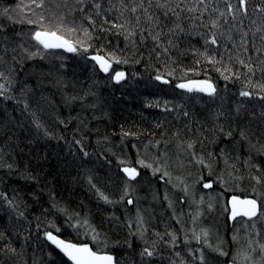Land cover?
Returning a JSON list of instances; mask_svg holds the SVG:
<instances>
[{"label":"trees","instance_id":"16d2710c","mask_svg":"<svg viewBox=\"0 0 264 264\" xmlns=\"http://www.w3.org/2000/svg\"><path fill=\"white\" fill-rule=\"evenodd\" d=\"M89 1L86 10L90 14L99 11V16L109 20L113 11L115 17L121 15V10L113 7L118 3L122 6L121 0H106L100 9L93 7L96 0ZM230 1L238 9L239 0ZM123 2L128 5L129 0ZM221 3L212 0L213 7H222L228 21L220 20L224 36L218 40L219 47L205 45L202 34L208 30L193 28L187 18L190 13L176 9L181 13L177 21L172 13L163 14L166 8H150L149 14L159 17L155 30L164 33L161 38L165 42L171 41L166 45L167 54L160 51L165 63L161 70L166 71L162 75L169 83H158V93L153 87L147 88L160 74L154 70L155 53L147 49L153 55L143 58L129 52L128 58V52L118 49V33L115 39L111 34L94 36L107 46L104 49L85 48L87 54L96 51L108 55L114 70L127 73L123 81L115 83L112 74L102 73L96 63L76 54H66L68 61L60 67L52 63L49 68L36 57L28 58L20 46L26 43L28 32L41 25L12 22V18L4 21L0 15V72L4 73L0 85L9 86L15 80L14 89L20 92L23 88L18 84L25 80V92L33 87L46 102V106L37 108L40 121L32 126V121L21 114L23 107L26 111L28 107L16 108L12 100L2 96L0 88V190L14 201L10 208L0 197V255L4 254L0 264H10L11 260L15 264H71L47 242L48 232L69 241L89 243L125 264H143L146 256L141 253L148 248L159 255L147 259L158 264L159 257L172 251L174 244L179 245L178 254L187 256L201 228H206L208 238H215L220 245L209 252L216 257L217 262L212 264L218 259L222 261L218 264L234 262L239 256L234 257V253L242 246L240 252L245 251V259L238 258L239 263L264 264V251L260 249L264 244V220L258 214L252 220L237 216L231 222L228 207L229 197L235 194L255 197L264 211V50L258 47L260 51L249 49L225 57L232 50L229 36L234 38L245 31L248 39L254 37L247 29L254 33L256 23H263L264 16L258 9L264 3L248 0L246 15L251 20H233L227 14V3ZM170 6L175 8L174 3ZM253 13L257 15L251 17ZM141 17L146 21L143 14ZM207 18L206 13L203 19ZM87 20L84 14L79 17L81 22ZM176 23L183 31L169 32ZM48 28L43 25V29H53ZM159 47L153 45L152 50L158 51ZM177 52L181 58L173 57ZM40 71L51 84L39 86L42 91L33 85ZM131 71L136 76L129 80ZM194 77L212 80L216 94L204 96L176 86ZM60 82L69 86L70 93L62 90ZM242 91L250 95L241 96ZM49 94H56L63 106H50ZM29 109L36 118V111ZM84 152L91 157L95 153V159L87 156L86 161ZM123 165L138 170L135 179L121 171ZM204 184L211 187L205 188ZM202 198L204 201L198 203ZM243 223L248 231L237 242L231 234L236 228L242 229ZM28 225L38 236L40 247L27 242L36 250L34 253H1V245L6 242L20 245L19 233L22 236Z\"/></svg>","mask_w":264,"mask_h":264},{"label":"rangeland","instance_id":"374dc122","mask_svg":"<svg viewBox=\"0 0 264 264\" xmlns=\"http://www.w3.org/2000/svg\"><path fill=\"white\" fill-rule=\"evenodd\" d=\"M104 1H106V0H96V3H100V5L103 6V2ZM218 1H221L222 2L221 4L227 3L225 5H228L229 3L232 4L233 11H234V14H235L236 18L238 17L239 19L243 18L244 20H248V19L251 20V18H248L247 15L244 13L241 5L238 6V9H241V10L240 11H235L237 8H235L234 3H232L230 0H218ZM37 2H39V0H37ZM160 2L161 3H165L166 0H163V1L160 0ZM89 3L91 4V2L89 0H85L84 4H80L78 2V0H43V7L37 8L35 6V4L32 3V0H0V15L3 16L4 21H7L8 19L12 18V20H13L12 22H14V21H16V22H18V21H21V22L32 21V22L36 23L37 26H40L41 24H43V25H46L47 27H49L48 29H50L52 27L53 29L48 30V31H56L58 35H61L65 39H68L76 47L77 51H75V52H68V51H66L63 48L44 49L43 46L41 44H39L34 39V33L36 31H41L42 29L41 28L38 29L36 27L35 30L33 29L32 31H29L28 32L29 35L26 36V40H25L26 43L24 44V46L20 44L21 45L20 46L21 47V51L28 58H30V57L38 58L40 61L43 62L42 65H44L46 68H49V66H52V63H55L56 65H58L60 67L61 64H63V62H66V60L68 61L66 54L70 53L69 55L76 54L80 59L84 58L83 60H85L87 58L90 59L93 63H96V65L98 66V69L102 73H104L100 69L98 63L93 59V56L95 54H98V55H101V56L107 58L110 61V63H112L113 67H112L111 71L108 72L107 74H109V73L112 74L111 77H112V80H114L115 74L117 72L122 71V72L125 73V71H123V69H119V68H116L114 70V63H113L112 59H110L108 57V55H105V54H103L101 52H96V51L94 53H91V54L88 53L87 54V52H85V48H91V47L95 48L96 47V48L104 49L107 46L105 47V45L102 43V40L98 41L97 38H95L94 36H98V35H103L104 36L105 34L114 35V34L118 33L117 37H119L120 41H121V42L118 43V49H120L119 50L120 52L123 53L125 51V52H128V54H129V52H133V53H135L137 55L139 54V56H141L143 58H146L147 56L151 55L152 53H155L156 56H155V60L153 61V64L154 65L156 64L157 66H155L156 68L154 70H157V72L160 73L161 75L160 74L156 75V77L153 78V81L150 84H147V88L151 89L153 87V89L155 90L157 88V86H158L157 85L158 83L162 82L163 84L164 83L168 84L169 83L168 80L166 78H164L163 75H162V71H164V72H166V71H165V69L161 70V68H164V64L165 63L163 64V60L160 57V55H164V54H161L160 51L165 52L164 50H160V47H164V46L166 47V45H168L167 44L168 40H166V42H165V39L161 38L162 45L159 48H157L158 51H156V50H152V48H153V45L155 47V45H157V44L150 37L147 38V39H144L143 42H141V37L139 35H136L134 37H130L129 39H126L125 37L127 36V32L124 29L114 28V27L111 26V23H105L104 21H105L106 17L103 18V17H101L99 15L98 16L94 15V13L90 14L91 11H87L86 10V8L88 7L87 4H89ZM171 3L176 4L177 1L175 3L174 0H172ZM118 5H120V4L118 3ZM118 5H113V7L117 6L116 9L124 11V15L123 16L120 15L119 18H118V16L115 17L117 14L113 11V18L110 21H112L113 23H116V24H125L129 31H131L133 27H136V30H137L138 33H139L141 27L144 28V29H148V28L151 27V25L148 24L147 20L146 21H142L141 20L140 21V26H136L135 20H134V14L131 13L130 11H125L124 8L121 5L120 6H118ZM131 5H132V0H129L128 6L131 7ZM109 7H111V4H110ZM145 7H148V4L145 5ZM153 7H155V2H153V5H152L151 8H153ZM81 8H83V11L80 10ZM218 8L220 9V11H222V7H218ZM223 10H224V8H223ZM261 13L264 16V12H261ZM83 14L86 15L87 19H89L88 17H90L91 19L87 20V22L79 21V17L81 15H83ZM138 14H140L142 16L143 13H142V11L138 10ZM213 15L215 16L217 14L213 13ZM254 15H257V13H253V15L251 17H253ZM41 16L44 17L43 21L40 20ZM141 19H143V18L141 17ZM127 20H132V23L131 24H127L126 23ZM153 20L155 21L156 17L153 16ZM262 22L263 23L261 25L258 24V23H256L257 25L253 23L254 25H256V30H253L254 33H251V31L249 30V28L247 26L248 32L250 34L254 35V37L252 39H248L247 36H246V37L243 38L244 42H242L241 38H242L243 34L245 33V31H241L239 33H236L235 37L231 38V40H229L230 46L232 47V50L229 53L228 52L225 53V55H226L225 57L226 58H228V56L232 57L233 55L238 54L240 51H244L245 52V50L246 51L248 50V52H249V49H253V52H255L258 47H260V49L264 50V40H261V36H264V25H263L264 24V20ZM258 26H259V29H258ZM243 28H244V26H243ZM70 29H75V31H70ZM85 29H87V31L89 33V35H87V36L84 34V30ZM199 30H201V29L199 28ZM153 31H156L155 28L153 29ZM144 36L148 37V32L147 31L144 32ZM93 38H94V40H93ZM115 38H116V36L114 37V39ZM33 40L35 42H37L40 46L38 47L36 44H34ZM133 41H135V42L133 43ZM252 45H254L255 48ZM121 48L123 49V51L121 50ZM147 49L148 50L150 49L152 53H150V52L148 53ZM195 53L196 52H193V55L197 56L198 54H195ZM166 54H167V52H166ZM175 55L176 56H173V57L177 58V57H180L181 53L177 52V53H175ZM128 58H130V54H129ZM210 60L212 62H214L212 59H210ZM117 61H120V60L117 59ZM119 64H120V62H119ZM220 66L221 65L218 64V68L219 69L221 68ZM62 67H64V66H62ZM34 71H35V69L33 68L31 70V72L33 73ZM62 72L63 71H60L59 73H61V75H62L63 74ZM44 73L45 72L40 71L39 72L40 78L37 79V81L33 82V85L34 84L37 85V88L39 86L42 87L45 84H48V85L50 84L49 83L50 79L47 80L46 77L45 78L42 77V75ZM131 73H132L133 76H130L129 80L133 79L136 76V74L133 73V71H131ZM157 76H159L160 79H157ZM126 77H127V73H126L125 78ZM7 78L12 81V77L11 76H9ZM55 78L58 79L59 76H58V78L57 77H55ZM62 78L64 79L66 77L62 76ZM194 78H196V77H194ZM194 78L183 79L179 83L183 82L184 80H193ZM63 79L61 81H63ZM197 79H203V78H197ZM204 79H207V78H204ZM58 80H60V79H58ZM207 80H209V79H207ZM210 81H212V80H210ZM119 82H121V81H119ZM13 83L14 84H10L9 86L7 84H6V86L3 85V87L1 88L2 96L6 97L7 99L9 98L10 100H12L13 101L12 103H14L15 104L14 106L16 108H18V109H20L21 105L22 106L25 105L26 107H28L27 108L28 111L24 110V107H23L22 113H21V111L19 113L23 114V117H25V120L32 121V126H33L35 123H37V121H40L39 120V118H40L39 114L40 113H39V111L38 112L36 111L37 108H43V106H46V102H45L44 98L43 99L41 98V94L37 90H35V88H33V87H31V89L29 88L25 92L26 88L24 87V85L27 84L25 80H24V82L18 84V86L23 88V90L21 89L20 92L18 90L14 89L15 86L17 85L15 80H14ZM115 83H117V82H115ZM179 83H177L176 86L181 91L190 92V93H200L201 95H204V96L205 95L213 96V95L216 94L215 84H214L215 92L213 94H206V93L204 94V93H202L200 91L191 92V91H187L185 89H181L178 86ZM60 84H61V87H62L63 91L66 90L67 92H69L68 91V87H69L68 85H65L64 82H60ZM38 90H41V89L38 88ZM155 91L157 93L160 92L159 89H156ZM58 95H59V92H58ZM55 97H56V94L53 95V96L49 94L48 98H50L51 103H52V104H50V106H52V107L55 106L56 108L57 107H62L63 104L60 101H57V99ZM176 103H178L179 105H183V103H181L178 100H177ZM199 103L203 104L202 101H200ZM154 104L158 105L159 103H154ZM227 107H229V106L227 105ZM29 108H31V109L33 108L36 111L35 112L36 115H37L36 118H35V114L32 113V111ZM48 108H50V107H48ZM45 111H47V110H45ZM43 113H42V115H43ZM46 116H48V115H46ZM84 117L85 116L83 115V118ZM7 119L11 120L9 118H7ZM131 147H133L135 150H138V148L134 144H132ZM85 153L86 152L83 153V155H84V156H82L83 158L87 157V156L91 157V154L88 153L87 155H85ZM95 156H96V154L94 153L91 158L95 159ZM85 160L88 161L87 159H85ZM126 167L132 168L133 166L130 167V166H124L123 165L122 168H121V171L124 172V168H126ZM137 172H138V170H137ZM125 174L129 178L127 173H125ZM232 195H235V194H231V196ZM231 196L229 197V200H230ZM242 196H240V197H242ZM0 197L5 200V203L9 204L10 208H11V206H14V201L12 200V198H10L7 195V193L5 191L2 192L0 190ZM245 197H250V196H245ZM251 198L252 199L254 198L257 201L258 206H260V203H259L258 199H256L255 197H251ZM202 201H204L203 198L200 199L198 201V203L202 202ZM228 207L230 209L229 201H228ZM230 210H231L230 220L232 222L233 221L232 209H230ZM260 211H261V208H260ZM258 214H259V212H258ZM240 216H243V215H240ZM245 218H247V217H245ZM247 227L248 226H246L243 223L242 229H240V228L234 229L232 234H231L232 239L235 238L237 240V242H239V241L241 242V238H243L246 235V232L248 231V230L246 231ZM243 230L245 231V233L242 232L243 233V235H242L241 231H243ZM198 232H201L200 236H198V239H197L196 242L195 241L193 242V243H195L194 247H191L190 250L186 251L185 254H187V256H184V254L181 255L180 253L178 254L177 252H178V249H179L178 248L179 245H175L174 244V246H171L172 251L168 250V252L169 251L170 252L168 254H165L166 256L161 255L162 257L161 256L159 257V259L161 258V260H160L161 263H158V264H207L209 262H211V264H212L213 261L217 262L215 260L216 257L213 256V253H209V252L212 249L220 248V245H218V242H216L215 238H208V234H206L207 233L206 232V228H201L200 231H198ZM22 233H23L22 236L19 233L21 239H18L19 237L18 238L14 237V239H18L19 240V242H20L19 246L16 245L14 247V246L11 245V243L9 244V243L6 242V243L1 245L2 249L4 250L1 253H6L9 250L12 253H17L18 252L17 254H21V252H23V255L26 253V251H29L30 254L34 253L36 250L31 249V246L29 247L28 244H25L27 242H29V243L31 242L32 244H36L37 246L40 245V243H39L40 241H38L39 239H38V236H36V234L34 233V229L32 227H30V225H28L27 227L24 228ZM51 233L56 235L59 238L61 237L60 235H57V234H55L53 232H51ZM15 236H16V234H15ZM176 236H174V237H176ZM61 238H63V237H61ZM45 239L47 240L48 243H50L54 247V249L58 250L59 252H61L65 256L64 252L59 250L50 240L47 239L46 234H45ZM63 239H65V238H63ZM65 240L69 241L67 239H65ZM72 242H74V241H72ZM74 243L81 244L83 242H81V243L74 242ZM85 244H87L88 246H90L92 248V246L89 243H85ZM168 245H171V244L168 243ZM203 247H205V249L207 248L209 250H204ZM242 247L244 248L245 246H242ZM242 247L241 248L239 247V250L235 251L234 257L237 254L239 256H236L233 259L234 262H229L230 264H241V263L238 262L237 259L238 258H240V260H242V258L245 259V251L242 252V253L240 252V251L244 250ZM92 249H94V248H92ZM94 250L97 251L96 249H94ZM149 250L152 251L151 249H149ZM13 251H15V252H13ZM43 252H45V250H43ZM97 252H98V254L112 255V254H109V253H106V252H104V253L103 252H99V251H97ZM158 255L157 254L155 255L154 252H153V255L151 257H148V256L145 255L146 257H144L143 264H152V261H150L147 258L154 259L155 258L154 256L158 257ZM3 257H4V254H1L0 258L3 259ZM113 258H114V261L116 262V264H125V262L124 263L122 261L119 262V260H117V258H115V256H113ZM261 258H262V256L259 257L258 262L261 261ZM2 259H0V260H2ZM66 259H67V257H66ZM67 260H69V259H67ZM11 261H8V262H10V264H15V262H13L14 260H11ZM69 261H70L71 264H73V262L71 260H69ZM220 262L222 263V261H220V259H218V263H220ZM5 264H7V263H5ZM129 264H130V262H129Z\"/></svg>","mask_w":264,"mask_h":264},{"label":"snow or ice","instance_id":"6c2138e0","mask_svg":"<svg viewBox=\"0 0 264 264\" xmlns=\"http://www.w3.org/2000/svg\"><path fill=\"white\" fill-rule=\"evenodd\" d=\"M80 4H84L85 0H78ZM153 2H155V6L157 8H166L167 10L163 13L165 16H168L169 13H172L176 20H181V13L176 11V9H181V11H185L187 13H190L191 15L187 18L192 22L191 26L195 29L204 28L208 31L202 34V38L204 39L205 45H215L219 47L218 40L224 36V33L220 31V29L223 27V25L220 23L221 18L224 19L225 23H227V15L225 12L220 11L218 7L212 6V0H178V2L175 4V8L170 6L171 0H166L165 3H161L160 0H147L148 7H145V0H132V5L129 7L128 5L124 4L123 0H121L122 7L125 11H130L134 14V20L136 26H140L141 21V15L138 14V10L142 11L144 17L146 18L149 25H151L150 28L144 29L140 28L139 33L136 30V27H133L131 31H129L125 24H116L112 21L105 19V23H111V26L114 28H120L124 29L127 32L126 39H129L130 37H134L136 35H139L141 37V42H143L144 39L151 38L154 42H156L157 46L160 45V39L162 35H164L163 32L160 31H153V29L159 24V17L156 18V20H153V15L149 14V9L152 7ZM240 5L244 11L245 14H247V2L248 0H239ZM32 3L35 4L37 8L43 7V0H32ZM261 3H264V0H261ZM199 6H202L199 7ZM93 7L95 9H100L101 5L100 3H94ZM83 11V8L80 9ZM210 10V11H209ZM241 9H236L235 11H240ZM7 11V10H6ZM260 12H264V7H261L258 9ZM198 13V14H197ZM208 14V18L205 20L203 17L205 14ZM213 13L217 15H213ZM121 16L124 15V11H121ZM227 14L231 15L232 19L235 20L236 16L233 11L232 4L227 5ZM96 15H100L99 11L96 12ZM91 19L90 17H88ZM44 17L41 16L40 20L43 21ZM199 21V23H196ZM28 23H32V21H28ZM94 23V22H93ZM127 24H131L132 20H127ZM41 31H36L34 33V39L43 46L44 49H53V48H63L68 52H75L77 51L76 47L68 40L65 39L61 35H57L56 31H48L46 29H43V25L41 24ZM176 29H180L183 31V28L181 27L180 23H176L174 25V28H170L168 31L174 33ZM70 31H75V29H70ZM148 32V37L144 36V32ZM84 34L87 36L89 35L87 29L84 30ZM248 35L247 32H245L242 36V42H244L243 38ZM229 40H231V37H228ZM261 40H264V36H261ZM135 41H133L134 43ZM171 44V41L168 42ZM87 51V49H85ZM164 51L167 52L168 48L165 47ZM257 51H260V49H257ZM231 58V57H229ZM94 60L100 63L101 67L105 72L108 71V68L111 66L107 60L104 59L102 56H94ZM120 61H117L119 63ZM240 64H244L243 60L239 61ZM247 67V65H245ZM249 71H251V68L249 67ZM4 73L0 72V77H3ZM117 81L122 79L124 77L123 72H117L115 74ZM228 77H225L227 79ZM157 79H160L159 76H157ZM201 86L198 88L199 91H207L209 94H213L215 92V89L211 83H208L207 81L200 82ZM3 85H0V88H2ZM179 87L186 88L188 85L180 84ZM189 91L192 89L189 87ZM261 90L264 91V86H261ZM241 96H249L250 93L247 91H242L240 93ZM229 135H231L229 133ZM243 135V133H242ZM189 148L192 147V145H188ZM87 155V153H85ZM203 161H201L202 163ZM139 163L143 164V161H140ZM124 172L127 173L130 179H135L138 175L137 169L132 167H126L124 168ZM205 188L211 187V184H204ZM105 200H108L107 197H104ZM132 201L129 200V203ZM232 218L235 219L237 216L243 215L247 217L249 220H252L254 217H257V214L259 212L260 219L264 220V211H260V206L257 205L256 200H240L237 197H233L232 201ZM252 227H255V224L252 225ZM47 239L52 241L57 247L61 249V251L64 252V254L68 257L69 260L73 262V264H116L114 261V258L112 255L108 254H98L97 251H93L92 248H90L87 244L84 245H77L74 243H65V241L58 239L56 236H54L51 232L46 233ZM175 238V237H174ZM93 239L95 240L96 237L94 236ZM251 243V241H249ZM260 249L264 251V244H260ZM222 255L226 253H221ZM148 256L151 257L153 255V252L150 251L148 248H145L143 252L141 253V256Z\"/></svg>","mask_w":264,"mask_h":264},{"label":"water","instance_id":"95a60500","mask_svg":"<svg viewBox=\"0 0 264 264\" xmlns=\"http://www.w3.org/2000/svg\"><path fill=\"white\" fill-rule=\"evenodd\" d=\"M58 35V34H57ZM94 56H101V55H98V54H95ZM93 56V57H94ZM103 57V56H102ZM104 59L105 60H107L108 61V63L111 65L109 68H108V71L107 72H105L104 70H103V68L101 67V65H100V63L99 62H97L96 60V62L98 63V65H99V67H100V69L105 73V74H107L108 72H110L111 71V69H112V63H110V61L107 59V58H105L104 57ZM119 72H122V71H119ZM124 73V72H123ZM125 76H126V73H124V77L122 78V79H120L119 81H122V80H124L125 79ZM114 80H115V82H119V81H117V79H116V76H115V78H114ZM202 81H207L208 83H211L212 85H213V87H214V83L212 82V81H210V80H207V79H197V78H194L193 80H184L183 82H181V83H179L178 84V86L180 85V84H185V85H188V87H186V88H181V89H185V90H187V91H189L188 90V88L190 87L192 90H191V92H194V91H199L198 90V88L201 86V84H200V82H202ZM200 92H202V93H206V94H209L207 91H200ZM233 197H237L238 199H240V200H246V199H248V200H255L254 198L252 199L251 197H245V196H242V197H240V196H237V195H232L231 196V198H230V200H229V206H230V209H232V204H231V201H232V198ZM257 205H258V203H257ZM54 235V234H53ZM54 236H56V235H54ZM57 237V236H56ZM58 239H61V240H63V241H65V243H74V242H70V241H66L65 239H63V238H59V237H57ZM52 242V241H51ZM54 244V243H53ZM74 244H76V243H74ZM85 243H81V244H77V245H84ZM55 245V244H54ZM56 247H57V245H55ZM90 247V246H89ZM59 250H61L59 247H57ZM91 248V247H90ZM93 251H95L94 249H92ZM63 252V251H62ZM66 256V255H65ZM67 257V256H66ZM67 259H68V257H67Z\"/></svg>","mask_w":264,"mask_h":264}]
</instances>
